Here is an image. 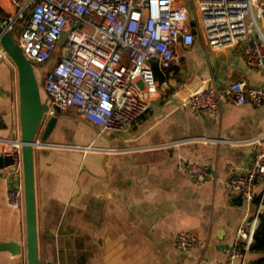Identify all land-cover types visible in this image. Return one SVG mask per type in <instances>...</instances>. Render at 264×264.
<instances>
[{"label": "crops", "instance_id": "1", "mask_svg": "<svg viewBox=\"0 0 264 264\" xmlns=\"http://www.w3.org/2000/svg\"><path fill=\"white\" fill-rule=\"evenodd\" d=\"M0 7L1 21L17 12L12 0H0ZM243 47L213 50L199 33L192 45L179 43L180 61L160 70L165 78L158 81H168L169 87L129 129L99 134L75 110L60 111L55 129L34 155L38 245L44 262L228 260L238 225L255 212L264 184L259 179L249 205L227 187V166L244 168L254 158L252 139L264 133V102L237 104L223 97L219 111L210 114L183 101L199 86L237 79L263 84L264 70L247 63ZM48 66L39 67L44 80ZM20 139L18 69L12 59L0 58V153ZM183 160L209 162L216 178L193 182L180 167ZM9 170L0 169V242H17L21 251L0 250V264H28L25 200L18 208L8 203L15 183ZM181 231L198 238L190 253L175 243ZM261 255L250 250L245 264Z\"/></svg>", "mask_w": 264, "mask_h": 264}, {"label": "built area", "instance_id": "2", "mask_svg": "<svg viewBox=\"0 0 264 264\" xmlns=\"http://www.w3.org/2000/svg\"><path fill=\"white\" fill-rule=\"evenodd\" d=\"M17 6L4 24L13 33L24 13L30 14L17 44L35 63L51 64L44 87L47 115L75 110L98 128H131L150 108L151 100L168 81L159 82L157 72L180 61L179 43L190 46L200 34L207 48L223 50L243 44L245 60L264 70V0H12ZM195 17L196 30L190 20ZM0 58L11 59L0 43ZM223 97L237 104L264 102V83L237 79L199 86L183 103L194 110L216 114ZM20 140L4 153L14 157L15 181L7 200L20 207L25 200L24 168ZM41 143V140L38 139ZM255 155L250 164L227 166L226 185L249 205L256 199L259 179L264 184V133L252 139ZM180 167L195 183L214 180L216 168L205 161L183 160ZM264 185L258 207L239 223L225 262L245 264L263 209ZM196 234L181 231L175 236L180 249L192 252Z\"/></svg>", "mask_w": 264, "mask_h": 264}, {"label": "water", "instance_id": "3", "mask_svg": "<svg viewBox=\"0 0 264 264\" xmlns=\"http://www.w3.org/2000/svg\"><path fill=\"white\" fill-rule=\"evenodd\" d=\"M192 30L197 33L196 20L191 16ZM0 43L18 69L19 95L21 113V155L24 168L25 181V205L27 225V261L28 264H58L52 261L44 262L39 255L37 208L35 191V147L41 142H46L55 129L59 115V109L54 114L47 115L49 102L43 100L41 86L37 77L33 62L18 46L13 33L6 24L0 20ZM44 125V131L39 137V131ZM14 157L8 153H0V169H15ZM264 208V204H263ZM0 250H10L13 253L21 251V245L17 242H0Z\"/></svg>", "mask_w": 264, "mask_h": 264}, {"label": "trees", "instance_id": "4", "mask_svg": "<svg viewBox=\"0 0 264 264\" xmlns=\"http://www.w3.org/2000/svg\"><path fill=\"white\" fill-rule=\"evenodd\" d=\"M2 11L3 10L0 7V20H2V18H1ZM45 65H47V64H45ZM161 78H165V76H164L163 72L158 71L157 72V79L159 80ZM42 98H43V100L48 101L47 93H46L45 98L43 97V94H42ZM250 249H251V251H258V252L262 253V255L260 257H258L256 260L252 261L251 264H264V208L262 209V211L260 213V221H259V224H258L256 230H255L254 241L251 244Z\"/></svg>", "mask_w": 264, "mask_h": 264}, {"label": "rangeland", "instance_id": "5", "mask_svg": "<svg viewBox=\"0 0 264 264\" xmlns=\"http://www.w3.org/2000/svg\"><path fill=\"white\" fill-rule=\"evenodd\" d=\"M29 14H30V12H29V10H28V11H26V12L24 13V17H22V18H20V19L18 20V22L16 23L17 31L22 30V27H24V25H25V23H26V20L28 19ZM15 32H16V31H15ZM15 32L13 31V35H14L15 39L17 40L19 35L16 34ZM33 64L35 65V68H36L37 77H38V79H39V83H40V86H41V92H42V94H43V97L45 98V97H46V93L43 91V90H45V87H44V77H43V75L40 73V71H39V67H44L46 63H44V64H39V63H35V62H33ZM50 65H51V64H49L48 67H50ZM42 89H43V90H42ZM43 126H44V125H43ZM43 126L41 127V129H40V131H39L40 135L42 134Z\"/></svg>", "mask_w": 264, "mask_h": 264}]
</instances>
